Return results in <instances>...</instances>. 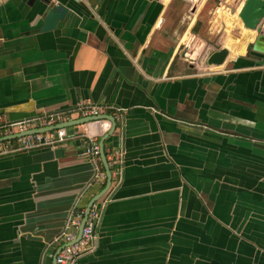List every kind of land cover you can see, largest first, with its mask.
Returning a JSON list of instances; mask_svg holds the SVG:
<instances>
[{
    "label": "crops",
    "instance_id": "0c3cea01",
    "mask_svg": "<svg viewBox=\"0 0 264 264\" xmlns=\"http://www.w3.org/2000/svg\"><path fill=\"white\" fill-rule=\"evenodd\" d=\"M60 1L68 14L41 32V0H0V125L80 101L114 118L121 109L125 124L103 141L106 155L121 153L119 177L101 198L95 248L74 264H264V55L245 48L253 34L241 26L234 38L227 29L240 25L226 17L216 41L228 58L207 67L192 0ZM109 127L73 125L53 147L0 154V264H55L69 216L105 184L84 140L100 146Z\"/></svg>",
    "mask_w": 264,
    "mask_h": 264
},
{
    "label": "built area",
    "instance_id": "2783aa9c",
    "mask_svg": "<svg viewBox=\"0 0 264 264\" xmlns=\"http://www.w3.org/2000/svg\"><path fill=\"white\" fill-rule=\"evenodd\" d=\"M120 110V108L114 109V119L118 128H121L124 124V117L120 114ZM101 114V106L95 105L90 101H80L72 109L65 112H54L2 124L0 125V136L7 134L8 131L22 132L30 128L55 125L70 120L74 115L85 117ZM66 138L67 132L65 127H59L42 133L26 134L19 136L14 146L11 144L0 146V154L7 151H28L39 147H53L62 143ZM100 151L101 148L97 142L92 139L84 140L82 154L90 157L95 165L94 178L97 182L102 183L106 175L100 166ZM106 160L111 177H119L121 153L116 150L109 151L106 155ZM104 204L103 201L99 200L90 206L79 237H77V232L84 215V209H78L72 212L60 235L61 246L54 255L55 264H74L78 257L95 248L97 225L100 221Z\"/></svg>",
    "mask_w": 264,
    "mask_h": 264
},
{
    "label": "water",
    "instance_id": "95a60500",
    "mask_svg": "<svg viewBox=\"0 0 264 264\" xmlns=\"http://www.w3.org/2000/svg\"><path fill=\"white\" fill-rule=\"evenodd\" d=\"M43 4V10L41 17L43 19V23L40 27L41 32L50 31L55 29L58 21L63 20L69 12V8L63 4L60 0H41ZM196 5H194V8ZM236 16L239 18L242 26L245 29L255 31L256 35L252 42L249 43V50L250 53H256L259 55H264V28L262 26L264 20V0H242L240 3L239 8L236 11ZM229 55V49L225 46L215 48V47H208L203 52H201L199 57V64L202 66L207 67H216L221 66L227 60ZM40 115H33L26 118L36 117ZM25 119V118H24ZM99 119H107L110 121V127L108 131L105 133V137L101 139L100 143V159L102 161L103 167L105 169L106 179L104 186L94 194L88 201L83 218L80 222L79 229L77 232V237H79L82 226L86 219L87 213L89 211L90 206L96 202L101 200V198L106 194L108 191L110 184L112 183V177L110 173V169L107 165L106 154L104 151L103 141L105 138L109 137L113 134L117 127V123L112 115L108 114H101L98 116H85L79 117L72 120H67L60 122L55 125L45 126V127H37V128H30L26 131H22L19 133H12L11 135L0 137V141L5 139H12L17 138L22 135L32 134V133H42L45 131L53 130L59 127H69L73 125H78L90 121H96ZM125 124V121H124Z\"/></svg>",
    "mask_w": 264,
    "mask_h": 264
},
{
    "label": "rangeland",
    "instance_id": "374dc122",
    "mask_svg": "<svg viewBox=\"0 0 264 264\" xmlns=\"http://www.w3.org/2000/svg\"><path fill=\"white\" fill-rule=\"evenodd\" d=\"M192 2H194V5L196 6L199 5L198 9L202 8V10H200L201 12L199 11L197 14V19H199L200 21H204L202 32L199 34L201 38L204 40L203 43L205 44L204 46H202L203 43L202 44L200 43V45L196 48V50L198 51L197 53L203 52L208 47L219 48L224 46L222 42L216 41L218 37L220 38L221 35L220 29L223 27V22L225 20L223 13H227L229 15H236V11L239 8L242 0H192ZM262 26L264 28V20ZM195 27H196V21L194 20L190 26L191 28L190 32H187L188 33L187 36L190 37L191 35L196 34L195 32H197L196 31L197 29ZM240 27L241 25L239 27L232 26L229 30L227 29V31H229L228 32L229 34L234 35V38H239L241 37ZM250 42H247L245 46V48L247 47L248 50L250 48L249 47Z\"/></svg>",
    "mask_w": 264,
    "mask_h": 264
},
{
    "label": "bare ground",
    "instance_id": "6f19581e",
    "mask_svg": "<svg viewBox=\"0 0 264 264\" xmlns=\"http://www.w3.org/2000/svg\"><path fill=\"white\" fill-rule=\"evenodd\" d=\"M220 13H221V12H220ZM223 16H224V18H226V17H228V16H232V15H229V14H227V13H223ZM235 19H236V21L238 22V24L242 26V24H241L239 18H238L236 15H235ZM242 28L245 29L243 26H242ZM245 30H246V32H247L248 34H253V36L255 37V31L248 30V29H245Z\"/></svg>",
    "mask_w": 264,
    "mask_h": 264
}]
</instances>
